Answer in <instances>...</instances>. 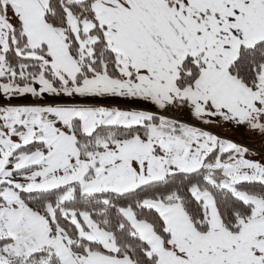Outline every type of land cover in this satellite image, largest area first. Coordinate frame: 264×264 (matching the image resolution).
I'll return each instance as SVG.
<instances>
[{"label": "snow or ice", "instance_id": "6c2138e0", "mask_svg": "<svg viewBox=\"0 0 264 264\" xmlns=\"http://www.w3.org/2000/svg\"><path fill=\"white\" fill-rule=\"evenodd\" d=\"M0 264H264V0H0Z\"/></svg>", "mask_w": 264, "mask_h": 264}, {"label": "built area", "instance_id": "2783aa9c", "mask_svg": "<svg viewBox=\"0 0 264 264\" xmlns=\"http://www.w3.org/2000/svg\"><path fill=\"white\" fill-rule=\"evenodd\" d=\"M239 142H241V143H244L245 141H243L239 136H236L235 137Z\"/></svg>", "mask_w": 264, "mask_h": 264}, {"label": "crops", "instance_id": "0c3cea01", "mask_svg": "<svg viewBox=\"0 0 264 264\" xmlns=\"http://www.w3.org/2000/svg\"><path fill=\"white\" fill-rule=\"evenodd\" d=\"M18 102H28V101L25 100V101H18ZM228 134L230 135L231 133L229 132Z\"/></svg>", "mask_w": 264, "mask_h": 264}, {"label": "rangeland", "instance_id": "374dc122", "mask_svg": "<svg viewBox=\"0 0 264 264\" xmlns=\"http://www.w3.org/2000/svg\"><path fill=\"white\" fill-rule=\"evenodd\" d=\"M231 135V134H230Z\"/></svg>", "mask_w": 264, "mask_h": 264}]
</instances>
